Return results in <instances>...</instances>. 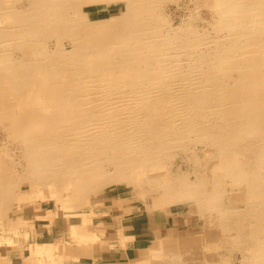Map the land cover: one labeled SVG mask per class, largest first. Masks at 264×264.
Returning a JSON list of instances; mask_svg holds the SVG:
<instances>
[{"label":"bare ground","instance_id":"obj_1","mask_svg":"<svg viewBox=\"0 0 264 264\" xmlns=\"http://www.w3.org/2000/svg\"><path fill=\"white\" fill-rule=\"evenodd\" d=\"M113 1L30 0L29 5L23 7L15 4L6 6L0 0V74L3 76V88H29L26 95L34 97L38 103L30 108L17 104L15 109L8 110L0 104V118L19 117L16 139L19 142L25 140L22 154L27 156L35 175L56 171L61 179L65 173L76 175L82 171H96L100 172L98 176L76 181L73 185H83L86 180L98 183L114 180L118 185L132 182L140 191V186L135 183L137 180L143 184L148 181L162 185L164 172L159 155L169 149V144L177 142V136L180 138L196 132L198 136L206 135L214 141L218 138L214 131L211 134L213 124L208 129L207 123L213 119L209 113H216V118H219L213 108H216L214 102L216 105L226 102L210 99L211 96L210 100L200 97L191 100L188 97L192 96V90L190 94L184 93V101L179 100L184 89L198 79L193 76L197 70L185 72L184 78H179L182 68L187 63L201 64L205 58L208 69L214 74L232 59H257L259 63L256 61L251 69L252 77L246 81L248 85L243 83L246 94L251 95L249 98L256 97L252 95V88L255 84L259 86L257 101H247L250 105L244 110L237 109V102L228 101L230 108L220 111V120L223 121L220 131L228 130L230 140L234 141V148H229V143H226V148L221 147L220 152L226 154L224 163H233V167L221 172L223 167L220 168V163L214 159H211L210 166L219 176H225L224 183L213 180L215 183L210 188L202 190L199 186L193 191L186 180L182 190L171 188L166 191L170 195L165 196L167 199L162 204H181L196 198L198 206L207 208L206 213L211 218L228 220L229 216L228 223L237 226L239 234L247 240L246 254H249L250 264H264V204L249 205L264 203V99L260 97L264 71L256 69V65L264 64V60L260 61L264 52L260 45L264 42V0H214L215 29L224 32V41L216 37L212 41L206 38L207 45L211 41L214 47L209 52L202 48L204 37L193 30L185 42L181 41L180 31L163 28L160 31V27L155 26L151 10L157 8L160 0H125L124 13L105 20L93 21L88 12L82 11L84 4L96 6ZM194 33L195 41H192ZM245 33L250 37L245 40L243 53L237 56L232 53V45H237ZM52 35L57 39L55 47L49 41ZM64 38L71 39V51L63 45ZM197 69L201 71V67ZM175 74L177 79H173ZM202 87L203 83H196L195 90ZM229 88L227 86L225 94L228 99L236 96L229 92ZM205 102L208 110L201 107ZM244 116L248 117L245 119ZM196 117L198 121H195ZM235 122L238 123L234 125ZM170 127L173 135L165 132L164 128ZM241 132L243 137L252 139H241ZM163 137L173 138V141L161 142ZM257 137L262 141H256ZM96 149L105 155L106 150L111 152V158L88 155L89 151ZM112 155L119 159L114 162L113 171L105 170L103 165L110 159L112 161ZM3 166L2 163L0 169L4 173L0 179L3 183L13 187L19 184L14 181L13 173H8L10 170ZM33 184L30 180L29 185ZM64 186L52 184L50 190L54 195L48 199H54L61 210L78 201L70 197L67 185ZM239 190H242L241 195L235 196ZM18 191L19 195L28 193L25 189ZM7 198L6 201L0 200V219H4L7 228L21 234V240L32 239V235L21 231L25 219L5 221V207L1 205L15 200L11 195ZM241 208L244 211L237 212ZM64 214L66 216V211ZM74 226L77 228L73 223L72 237L82 239ZM119 236L121 247L133 246V235L128 236L121 230ZM184 238L165 237L160 240H175L161 243L159 247L181 246L188 240ZM84 240L91 241L87 236ZM92 240L99 244L98 235H94ZM137 248L140 252L153 246L145 243ZM257 256H263V259H257ZM130 260L131 264L138 262L136 257ZM29 262L38 264L36 260Z\"/></svg>","mask_w":264,"mask_h":264},{"label":"rangeland","instance_id":"obj_2","mask_svg":"<svg viewBox=\"0 0 264 264\" xmlns=\"http://www.w3.org/2000/svg\"><path fill=\"white\" fill-rule=\"evenodd\" d=\"M2 1L6 6H14L15 4V6L20 5L25 7L29 5L30 0ZM115 1L96 6L84 4L82 6V11L88 12L90 19L92 18L91 20L93 21L119 16L125 11L126 1ZM213 4L214 0H160L156 5L159 11H157L156 7L151 10L152 15H154L152 19L155 26L158 28L160 27V31L163 29L180 31L178 34L180 35L181 41H188L190 37L189 32L192 30L195 31L200 37H204L202 48L209 52L214 48L211 46L213 38L216 37L219 38V40L224 39V32L220 29H218V32L215 29L217 15L213 10ZM159 17L164 18L160 19ZM164 24H166V26ZM187 28H189V30ZM249 37V33H245L237 45H232V53L237 56L241 55L244 50L245 40ZM206 38L211 40L208 45V42H205ZM49 41L51 45L53 44L52 46L55 47L57 41L56 36L52 35ZM192 41H195V33L193 34ZM63 45L68 51L73 49L70 38H64ZM260 45L263 48L264 42ZM205 60V58H202L201 64L196 65H189L187 63L182 68L184 70L180 71L181 75L178 74L180 76L179 78H184L182 75L185 72H194L197 70L196 74L193 76L198 79L197 81L191 82V84L184 89L182 92L183 94L181 93V98L180 96L178 98L184 101V93L190 94L192 90V96L188 97L191 100L198 97L202 98V100L209 99V96H211L210 99L213 100H224L223 103L226 102L225 104L216 105L214 102L216 108H213L216 110L219 118H216V113L212 115L211 112L209 114L213 116V119L207 123L208 129L210 124L214 125V127L210 129L211 134L214 131V133L218 135V138L214 141V138L204 135V132V136L201 137L198 136L196 132L193 135L180 136V138L177 136V142L169 144L171 145L169 149L164 150L163 153L159 155L163 167L162 171L164 172V180L160 186L148 183V181H146V184H143L138 180L135 181V183L140 186V191H137L138 188H136L132 182L118 185L114 180H106L101 183L97 181L88 182L86 180L83 185H73L76 181L82 182L86 178L98 176L100 172L96 171H82L76 175L73 173L67 175L65 173L64 177L61 179H59V174L56 171H53V173L45 172L35 175L29 166L27 156L23 155L24 150L22 151V148L25 149V140L19 142L16 139L15 129L19 117L9 116L6 119L0 118V165L2 167L3 163V165L10 170L7 172L13 173L14 181L16 182L17 180L20 184V186L17 184L13 187L12 184L9 185L7 182L4 184L2 179H0V200L6 201L9 195L15 198L14 203L11 201V203L6 202L1 205L5 207L4 210L6 213L4 214V218L5 221L10 218L25 219V225L21 228V231L25 230L32 235V239L26 241L21 240L19 237H22V235H18L12 228H7V225H4V219L1 218L0 260L3 259L2 256H5L7 262L11 261L12 263L15 261V264H31V262H29L30 260H36L38 264H54L52 260L53 253L55 248L60 244L71 245L87 243L84 240L86 236L90 238L92 243H95L96 241L92 240L94 235L101 233L102 235L105 234V237H113L121 230H123L125 234L136 233L145 237L146 234L141 233L140 229L142 228L143 221L164 220L168 224L174 221L180 225H184L188 221L194 228L192 227L190 231H187L190 235L178 236L188 238L181 246L173 245L169 246V249H164L163 247H159L161 243L172 242L175 239L172 241H161L160 239L151 240L149 244H151L153 248L142 249V251L138 252V256H135L138 262L135 264H250L249 254H246L247 240H245L243 235L239 234L236 229L237 226L228 223L229 216L228 220L223 218L215 220L211 218V216L206 213L208 212L207 208L205 209L202 206H198L199 202L196 198H191L189 201L185 200L181 202V204H177V202L162 204V201L167 199L166 197L170 195V193L166 191L171 188L182 190L184 181L186 180L190 182L189 187H192L191 189H193V191H196V188L199 186L201 189L204 188V190L210 188L211 185L215 183L214 181L224 183L222 180L225 176H219L210 166L212 164L211 159H214L217 164L220 163V168L223 167L221 172L225 173L228 167H233L231 166L233 163L230 165L224 163L226 154L225 152H222L223 154L220 152L221 147L224 149L226 148L224 145L226 143H229V148H234V141L230 140L228 130L220 131V124L223 122L220 120V111L230 108V105L227 103L228 101L237 102L236 107L239 110H244V107L245 109L249 107L250 104L247 103V101H257L256 97H258L259 94L258 85L255 84L252 88L254 92L252 95L256 97L249 98L248 96L251 95H247L246 89H243V83L247 86L248 83L246 81L250 80L252 77L251 69L255 66L257 59L256 61L246 57H240L235 60L232 59V61L227 63V66L222 70L219 69L214 74L208 69L209 65ZM261 60H264V52L263 58H261L260 61ZM257 62L259 63V61ZM199 67H201V71H198L197 68ZM260 68L264 71V64L256 65V69L259 70ZM173 79H177V74L173 76ZM3 83V76L0 74V104L4 106L6 110L15 109L17 104L25 108L36 107L38 104L34 97L26 95V93L29 92V88H3ZM196 83L199 85L203 83V87L200 90H195ZM227 86L230 87L229 92L231 94H236V96L233 95L229 99L226 98L225 94L228 92ZM242 90H244L243 93ZM260 97L264 99V85L262 86V94ZM192 103H194V101ZM201 107L204 110H208L206 102L202 103ZM244 117L246 119L248 116ZM262 119L264 127V114L262 115ZM198 120L199 118L196 117L195 121ZM237 123L238 122H235L234 125ZM164 129L166 133L173 135L174 131L171 127ZM239 137L244 140L252 139V137H243L242 132L239 134ZM173 138L163 137L161 142L167 140L173 141ZM255 140L262 141V138L259 139V137H257ZM262 144L264 145V143ZM99 145L102 146L101 144ZM105 152L106 155L111 158V152L107 150ZM95 154L101 159L106 158V155L101 154L97 149L88 152L89 156ZM240 157H242V155H240ZM18 159L20 160L18 161ZM118 159V157L116 159L115 155H112V161L111 159L108 160L109 163H105L103 168L113 171V167H115L114 162ZM240 161L247 162L246 160ZM122 171L123 170H120L121 173H123ZM158 172L160 171H157V173ZM3 173L4 171L0 169V178L3 176ZM168 179L170 180L168 181ZM30 180H33V185H29ZM52 184H61L64 188V185H67L66 188H68V191L71 193L70 197L78 201L69 203L71 204L69 208L61 210L54 199L48 200L54 195L50 190ZM20 189H25L28 193L19 195L18 190ZM241 192L242 190L236 191L235 196H240ZM259 204L264 203L257 202L249 205L259 206ZM253 209L254 208H249L248 210ZM64 211H66V216ZM238 211L243 212L244 210L241 208L237 210V212ZM229 212H232V210ZM113 216L117 218H113ZM73 223L76 224L77 228L74 227L77 229L78 233H81L80 236L82 239L78 236H76L78 237L77 239L72 237L74 234L71 229ZM187 226L189 227V225ZM186 238L184 239L186 240ZM110 241L111 243H115L114 247L120 246V239L118 240V238L114 237ZM107 244V239H100L99 245L102 249H114L113 247L106 246ZM154 247L159 248L155 249ZM244 257L246 260H244ZM256 258L263 259V256H257ZM131 259L133 260L134 258ZM131 262V260H126V262L123 261L122 263L113 264H131ZM256 264H258V262Z\"/></svg>","mask_w":264,"mask_h":264},{"label":"crops","instance_id":"obj_3","mask_svg":"<svg viewBox=\"0 0 264 264\" xmlns=\"http://www.w3.org/2000/svg\"><path fill=\"white\" fill-rule=\"evenodd\" d=\"M113 218H117L114 217ZM187 221V220H186ZM189 225V227L187 226ZM187 226V227H186ZM191 223H185L184 225H180L175 223L174 221L170 224L166 223L164 220H147L143 221L141 233L146 234L145 237H142L139 234L132 233L126 235H133V246H129L127 248H123L121 246H115V243L110 240L116 237L119 240V231L115 236L105 237V234H98L99 243L100 239H107L108 244L106 246L113 247L114 249H102L101 246L96 243H83V244H60L55 248L53 253V262L54 264H113V263H122L123 261L130 260L131 258H135L138 256V248L137 246L140 244L149 243L151 240L155 239H171L176 236H187L190 235L189 232L192 229ZM194 228V227H193ZM168 234V235H167ZM175 235V236H174ZM145 240V241H144ZM3 259L0 260V264H8L11 261L7 262L5 260V256H2ZM7 259V258H6ZM15 264V261L12 262ZM11 263V264H12Z\"/></svg>","mask_w":264,"mask_h":264}]
</instances>
